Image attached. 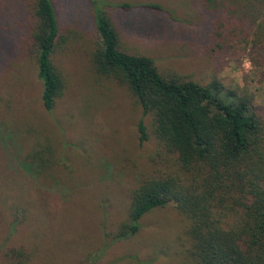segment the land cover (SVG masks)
Listing matches in <instances>:
<instances>
[{"label": "rangeland", "instance_id": "374dc122", "mask_svg": "<svg viewBox=\"0 0 264 264\" xmlns=\"http://www.w3.org/2000/svg\"><path fill=\"white\" fill-rule=\"evenodd\" d=\"M52 2L60 36L52 61L65 87L46 111L35 58L22 48L27 8L0 0V264H195L188 221L171 204L145 213L132 236L114 237L131 190L173 170L175 155L160 145L150 115L139 143L140 105L126 85L95 71L93 8L111 18L121 49L151 57L161 73L202 84L215 78L264 107V0ZM39 150L47 169L23 170ZM19 247L24 263L10 255Z\"/></svg>", "mask_w": 264, "mask_h": 264}, {"label": "trees", "instance_id": "16d2710c", "mask_svg": "<svg viewBox=\"0 0 264 264\" xmlns=\"http://www.w3.org/2000/svg\"><path fill=\"white\" fill-rule=\"evenodd\" d=\"M23 1L22 48L35 58L42 106L51 111L65 87L52 61L60 44L56 10L52 0ZM95 4L100 39L92 55L95 71L126 85L140 105L139 143L148 136L143 116L150 115L160 145L175 155L173 170L144 177L131 190L127 218L114 237L132 236L145 213L171 204L188 221V255L195 264H264V107L255 105L245 88H226L215 78L202 84L165 75L151 57L121 49L118 30ZM258 66L264 79V59ZM43 154L26 156L35 163L21 162V168L47 169L50 159ZM10 255L18 263L28 258L22 247Z\"/></svg>", "mask_w": 264, "mask_h": 264}, {"label": "clouds", "instance_id": "9594fccd", "mask_svg": "<svg viewBox=\"0 0 264 264\" xmlns=\"http://www.w3.org/2000/svg\"><path fill=\"white\" fill-rule=\"evenodd\" d=\"M252 65H251V61L248 60L247 58H245L244 60V68L245 69H251Z\"/></svg>", "mask_w": 264, "mask_h": 264}]
</instances>
